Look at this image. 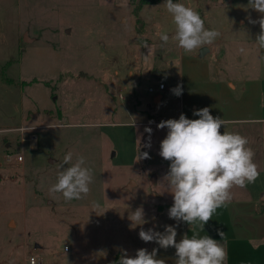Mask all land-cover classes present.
I'll return each instance as SVG.
<instances>
[{
    "label": "rangeland",
    "instance_id": "rangeland-1",
    "mask_svg": "<svg viewBox=\"0 0 264 264\" xmlns=\"http://www.w3.org/2000/svg\"><path fill=\"white\" fill-rule=\"evenodd\" d=\"M164 2L0 0V264H32L33 255L36 264H115L122 251L151 252L139 237L149 224L129 216L173 202L162 183L170 162L159 155L168 130L157 125L181 115L175 81L182 76L185 93L201 99L210 65L231 81L262 75L260 27L248 19L260 14L249 0H173L220 31L203 57L159 39L175 32ZM160 82L162 94L149 91ZM221 131L247 137L255 153L259 176L241 195L264 188L256 136L264 123L228 122ZM69 151L73 163L85 158L93 180L86 197L66 201L49 189ZM143 152L150 158L138 160ZM217 229L224 247L230 241L229 264H264V217L254 203L220 207L200 235L220 240Z\"/></svg>",
    "mask_w": 264,
    "mask_h": 264
},
{
    "label": "clouds",
    "instance_id": "clouds-1",
    "mask_svg": "<svg viewBox=\"0 0 264 264\" xmlns=\"http://www.w3.org/2000/svg\"><path fill=\"white\" fill-rule=\"evenodd\" d=\"M164 3L172 16L175 32L171 37L158 32L163 43L172 39L186 53H191L213 44L221 36L216 29H206L201 15L192 7L173 0H165ZM248 6L260 14L257 20L248 19L249 23L259 24L260 32L255 43L264 49V0H249ZM239 52L245 53V49L241 47ZM171 91L180 96L183 89L178 84ZM193 115L199 118L189 119L181 114L178 119L163 120L157 125L158 129L168 130L159 151V155L170 162L162 182L173 197L168 216L178 223L186 222L191 226L192 234H184L177 242L176 227L165 225L163 232L141 228L139 237L145 243L155 242L165 250L174 248L176 264H226L227 252L221 243L225 233L217 229L221 239L216 240L208 235L201 236L200 232L212 220L217 209L231 202L234 187L246 188L256 181L258 166L254 162V151L247 146V137L221 131L226 122L220 116L210 114L208 107L194 111ZM145 132L149 134L145 146L150 147L152 129L146 127ZM72 158L73 153L67 152L61 164L63 170L49 189L50 192L61 193L66 201L86 197L93 180L92 169L84 166L85 158L79 156L74 163ZM148 158L149 153L143 152L138 160ZM93 207L99 205L94 202ZM129 220L135 226L148 223L142 207L132 212ZM157 252V248L151 252L141 248L133 257L122 251L115 264H165L164 259L157 258Z\"/></svg>",
    "mask_w": 264,
    "mask_h": 264
},
{
    "label": "crops",
    "instance_id": "crops-1",
    "mask_svg": "<svg viewBox=\"0 0 264 264\" xmlns=\"http://www.w3.org/2000/svg\"><path fill=\"white\" fill-rule=\"evenodd\" d=\"M208 73L210 77L208 86L205 90L204 98L201 99H198L197 96H191L185 93L182 76H180L179 81H175L177 84L173 86L176 87L179 84L183 89L181 96H179V98H181L180 114H184L187 117H193L194 111L208 107L210 109V114L214 117L220 116L226 123L243 121L264 123V71L262 75L245 76L235 81L228 80L225 76H220L211 65L208 66ZM159 93L161 92H158V94ZM154 96H156V94ZM156 98L157 97H155V99ZM194 117L195 119L199 118L198 116ZM256 136L259 141H264V135L257 134ZM243 190L246 189H232V200L230 203L232 205L241 204L243 207L247 203H254L255 213L259 215V218L264 217V188L259 185L256 189L253 188V193L248 196H244V193L241 195ZM172 204L173 202L146 205L145 219H147L149 226L145 231L149 228H155L156 231L163 232L165 225H172L176 227V239L177 242H179L184 235L183 230H185V234H188V232H191V226L186 222L178 223L177 221L169 218L168 209L172 206ZM241 228L242 230L244 229L243 226ZM191 234L192 233H190V236ZM210 237L213 238L214 236ZM226 240V264H229L230 258L228 250L230 241L227 238ZM151 243V251L153 248L158 249L157 258L164 259L165 264H176L174 248L169 247L165 250L163 248H159V245L155 242H149L150 245Z\"/></svg>",
    "mask_w": 264,
    "mask_h": 264
},
{
    "label": "built area",
    "instance_id": "built-area-1",
    "mask_svg": "<svg viewBox=\"0 0 264 264\" xmlns=\"http://www.w3.org/2000/svg\"><path fill=\"white\" fill-rule=\"evenodd\" d=\"M175 88V86H172V89ZM164 89H166V84L164 82H160L159 84V87L158 88H155L153 86H150L149 87V91L150 92H160V91H163ZM181 96V95H180ZM20 160L23 159V155H20ZM30 262L32 264H36L38 262L37 258L33 255L30 257Z\"/></svg>",
    "mask_w": 264,
    "mask_h": 264
},
{
    "label": "water",
    "instance_id": "water-1",
    "mask_svg": "<svg viewBox=\"0 0 264 264\" xmlns=\"http://www.w3.org/2000/svg\"><path fill=\"white\" fill-rule=\"evenodd\" d=\"M208 50H209V47L208 46H204L203 48H201L199 50V56L203 57ZM49 161L52 162V161H54V159L53 158H49Z\"/></svg>",
    "mask_w": 264,
    "mask_h": 264
}]
</instances>
